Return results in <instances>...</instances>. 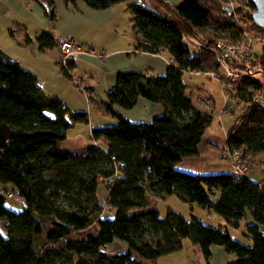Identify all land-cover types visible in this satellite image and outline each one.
<instances>
[{
    "label": "trees",
    "instance_id": "obj_1",
    "mask_svg": "<svg viewBox=\"0 0 264 264\" xmlns=\"http://www.w3.org/2000/svg\"><path fill=\"white\" fill-rule=\"evenodd\" d=\"M36 1L45 16L55 20L54 0ZM83 1L103 10L126 0ZM231 3L232 11L224 0L128 4L134 52H166L171 62L162 75H116L102 109L117 122L91 127L90 138L105 141V150L95 146L75 153L62 146L69 128L89 123L88 112L73 111L45 93L29 70L0 53V183L12 185L10 190L23 199L22 209L12 210L5 204L8 190L0 191V222L5 221L7 231L0 230V264H147L181 250L184 240L199 246L204 264H211L213 245L234 255L227 264H264V183L248 176L251 168L243 176L231 170L192 174L177 168L183 159L199 154L198 144L212 122L211 110L194 105L183 75L218 72L216 38L237 41L242 33L250 34L242 21L246 15L252 30L264 32L251 10L244 12L234 0ZM185 33L196 42L195 55L183 42ZM11 34L22 37L24 44L32 41L19 25ZM34 41L41 52L57 47L50 32L38 33ZM72 63L73 57L66 68L59 65L76 83ZM234 67L240 75L220 81L243 104L227 129V146L231 156L238 151L251 167L250 154L264 151V107L254 101L258 90L264 92V47L261 57L253 48L252 58ZM140 97L162 104L163 113L149 122H134L118 111L132 108ZM101 183L107 191L104 203L97 195ZM150 194H174L190 206L212 210L225 225L192 214L187 219L172 208L160 216ZM105 212L111 215H102ZM248 215L254 222L245 225L250 244H244L228 227H239ZM114 240L126 243L124 252L102 249Z\"/></svg>",
    "mask_w": 264,
    "mask_h": 264
},
{
    "label": "crops",
    "instance_id": "obj_2",
    "mask_svg": "<svg viewBox=\"0 0 264 264\" xmlns=\"http://www.w3.org/2000/svg\"><path fill=\"white\" fill-rule=\"evenodd\" d=\"M140 1L144 0H126L125 2L113 4L107 9L98 10L90 8L83 0H76L73 4L66 3L65 0H54L55 20H49L36 0H0V53L11 60L18 61L37 78L45 93L58 97L71 110L84 111L87 109L89 123L86 125L90 126L91 134L93 125L90 122L92 121L90 105L94 101L96 102V98L93 96L96 88L92 86L95 80L106 92L114 86L116 75L119 72H141L155 76L164 74L169 65L170 56L167 58L165 54L168 53L166 52H134L133 34L128 36L125 33V29L130 24L128 4L139 3ZM163 1L170 6H176L180 2V0ZM240 1L247 2L248 0ZM17 25L21 26L24 33L32 39L31 43L24 44L22 37L11 34V31ZM42 31L50 32L55 37L69 36L75 38L84 47L91 48L93 52H83L74 56L73 67L71 68L72 72L79 73L78 66L87 63L92 69L90 72H95L96 79L90 81L82 79L81 81L84 82V86H82L81 82L75 77L76 83L71 79L73 81V84H71L70 78L60 70L59 64L62 56L59 49L54 47L45 52L39 51L34 38ZM79 88L83 89L80 90ZM85 90L93 99L91 103L87 100V94H84ZM186 91L191 95L196 107L212 111V105H208V103H211L209 98H204L206 101L200 97L194 99L192 96L193 90L189 89L188 85ZM117 109L123 116L134 122H149L154 116L160 115L164 111L162 104L144 97L138 98L136 104L130 109L121 107H117ZM101 114L109 116L102 109ZM78 124L82 123L75 125ZM228 127L230 125L223 126V122L217 127L211 124L198 144L199 154L183 159L177 165V168L192 174L230 172L231 153L227 146L226 136ZM84 150L83 147H80L78 151H73L79 153ZM9 186L11 187L9 188ZM4 188L7 190L13 189L12 185H4ZM173 195H168L164 199H168ZM150 197L155 202L158 200L151 194ZM196 207L199 206L191 205L194 210H196ZM198 212L202 215L205 209L199 207ZM201 215L196 216L201 218ZM207 218L210 219V221H206L209 224L215 226L225 225L222 218L213 212L208 213ZM252 222H254L253 218L248 215L242 221L241 226L245 229V225ZM4 224L5 221L2 220L0 230L6 234ZM228 230L230 232V229ZM245 240L246 242L249 241L247 238ZM211 252L212 255L209 260L211 264H227L229 260L234 258L233 254L227 253L224 247L220 245L211 246ZM176 254L181 255L182 258L184 257L187 264L205 263L199 246L192 244L189 240H184L181 250L167 255L173 257ZM160 257L152 259V261Z\"/></svg>",
    "mask_w": 264,
    "mask_h": 264
},
{
    "label": "rangeland",
    "instance_id": "obj_3",
    "mask_svg": "<svg viewBox=\"0 0 264 264\" xmlns=\"http://www.w3.org/2000/svg\"><path fill=\"white\" fill-rule=\"evenodd\" d=\"M234 2L237 7H241V8L244 7V12H247L248 10L252 9L248 1L243 2L240 0H234ZM250 12H252V10ZM242 21L249 28L248 31L252 36L255 55L257 57H261V55L263 54V47H264V32H257L252 30L253 29L252 23L250 22L247 15L244 17V19H242ZM125 33L128 36H131L133 34L131 30V23L125 29ZM185 34L186 35L185 38L183 39V42L189 48L190 54L195 55L197 53L196 42L192 36H190L187 33ZM219 35L226 37L222 32H219ZM216 40L218 39L216 38ZM165 56L167 58L169 57L168 54H165ZM78 68L80 72L76 73L75 71H73V74L76 77V79L81 82L82 86H84V82L81 81L82 79L84 81H90L91 79H96L95 72L94 71L90 72V70L92 69L87 63H82L80 67L78 66ZM218 72L222 74L224 72L223 68H219ZM183 79L185 83L188 85L189 89L193 90L192 96L194 99L196 97H200L203 100L209 98V100L211 101V103H208V105L209 104L212 105V106L210 105L212 107V122H211L212 126L217 127V125H220V123L222 122H223V126L231 125L235 117H237L240 114L243 104L237 103L236 100L228 94L230 88H228V90H225L222 87V83L218 78L210 77L208 74L186 73L183 75ZM69 80L71 84H73V81L71 79ZM92 86L96 88V91H94V95H93L96 98V102L94 101V103L90 105V112L92 115V119H91L92 121L90 122L92 123L93 126L109 125L116 123L117 118L112 117L111 115L103 116L101 114L102 101L106 100V92L104 91L103 87L99 85L96 82V80L93 82ZM85 93L86 90L84 91V94ZM223 110H225V112H223ZM85 111H87V109H85ZM86 124L87 123H82V124L74 125L73 127L69 128L67 130L66 138L61 143L62 146L71 148L75 151H78L80 147L86 149L95 146H98L99 148L105 150L106 146L103 140H99L95 142L90 138V126ZM249 159L251 162V167L249 166V168L251 169L248 172V176L255 182L264 183V151L251 153ZM10 187L11 186H9V188ZM0 191L4 192V185L1 183H0ZM97 195L100 202L104 203L107 196V191L104 184L101 183L98 186ZM5 204L7 207H9L12 210L19 211L20 209H22V203H18L14 198L5 199ZM155 206L158 209L160 216H164L168 208H172L173 210L180 213L187 219L190 218L191 214L194 216L201 215L198 212L199 207H196V210L192 209L189 203L180 200L176 195H173L168 199L158 198V200L155 202ZM208 213H212V210L205 209V212L201 215V218L204 220V222L210 221V219L207 218ZM102 215L110 216L111 213L105 212ZM228 228L230 229V232L232 233V236L235 239L241 241L242 243L244 242V244L245 243L250 244L249 241L246 242L245 240L246 238L243 235L244 232L243 226L240 225V227L237 228L236 227H228ZM45 235L46 233L43 234V236ZM102 249L105 252H109V253H120L125 251L126 243L121 242L119 240H114L112 243L104 246ZM168 256L169 255L160 257L155 261L147 260L145 262L147 264H187L185 258L180 257L181 255L179 254L173 255V257H168Z\"/></svg>",
    "mask_w": 264,
    "mask_h": 264
},
{
    "label": "built area",
    "instance_id": "obj_4",
    "mask_svg": "<svg viewBox=\"0 0 264 264\" xmlns=\"http://www.w3.org/2000/svg\"><path fill=\"white\" fill-rule=\"evenodd\" d=\"M224 4V6L229 11L233 10V4L231 3V0H225ZM56 39L57 47L62 56L60 60V65L62 67L66 68L68 60L77 54L83 52H93L91 48L84 47L82 43L77 41L75 38L69 36H57ZM214 49L219 57L220 68H223L224 72L222 74L220 72H208L206 74H208L210 77L218 78L220 81L235 75H240V73H238L234 67V63L242 64L252 58V36L249 33L244 32L237 39V41L230 39H218L215 41ZM254 101L264 107V92L262 89L255 93ZM223 112H225V110H223ZM231 157V171L240 176L247 174L249 165L245 163V161L240 160V153L238 151H234ZM5 196L7 198H14L18 203H23V199L14 191H6Z\"/></svg>",
    "mask_w": 264,
    "mask_h": 264
},
{
    "label": "water",
    "instance_id": "obj_5",
    "mask_svg": "<svg viewBox=\"0 0 264 264\" xmlns=\"http://www.w3.org/2000/svg\"><path fill=\"white\" fill-rule=\"evenodd\" d=\"M254 9L252 11L253 21L257 27L260 29H264V0H250ZM44 114L50 118H55V116L45 111ZM25 208V206H24Z\"/></svg>",
    "mask_w": 264,
    "mask_h": 264
}]
</instances>
